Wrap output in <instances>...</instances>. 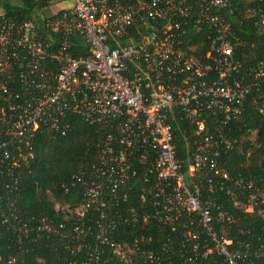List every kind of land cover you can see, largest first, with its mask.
<instances>
[{
  "label": "built area",
  "instance_id": "1",
  "mask_svg": "<svg viewBox=\"0 0 264 264\" xmlns=\"http://www.w3.org/2000/svg\"><path fill=\"white\" fill-rule=\"evenodd\" d=\"M29 1L41 7L28 19L0 8V172L15 185L12 173L32 157L30 140L40 124L58 129L68 113L103 127L88 172L69 178V185L82 187L79 204L53 205L65 216L97 214L91 224L74 223L66 236L68 264H134L136 253L146 264L262 258L264 243L234 244L219 234L216 224L233 216L213 214L215 198L200 191L203 183L208 192L228 195L240 186L247 194L236 208L264 205L251 180L228 178L219 157L229 143L213 138L216 127L240 114L244 100L264 113L262 100L247 98L251 79L264 78V56L237 72L217 13L228 0H197L196 7L185 0ZM201 22L210 30L204 62L179 48L181 26L198 29ZM78 42L86 54H74ZM135 182L143 186L140 205L107 213L108 203L124 201ZM139 221L167 229L156 246L150 235L131 243L110 238L117 225ZM39 228L50 229L41 221Z\"/></svg>",
  "mask_w": 264,
  "mask_h": 264
},
{
  "label": "trees",
  "instance_id": "2",
  "mask_svg": "<svg viewBox=\"0 0 264 264\" xmlns=\"http://www.w3.org/2000/svg\"><path fill=\"white\" fill-rule=\"evenodd\" d=\"M185 4L198 6L197 0H185ZM40 7L41 4L29 0H0L4 14L15 19L31 18L32 13ZM217 13L233 46L232 59L237 72L254 66L264 56V23H260L259 16L264 14V0H228V4L218 9ZM181 28L185 30L179 44L181 51L204 62L208 45L205 35L210 31L209 26L201 22L198 29L190 27V24ZM74 54H86L80 42L76 43ZM251 81L253 84L247 98L255 96L264 102V78ZM1 101L0 94V106ZM58 126V129H54L40 124L34 131L30 140L32 157L12 173L16 176L15 185L12 184L13 177L1 169L0 264H68L73 257L69 256L65 244L73 224L82 222L83 226L88 225L97 217L96 212L82 217L73 214L65 216L53 205L58 202L71 209L79 204L82 187L69 185V178L72 173L88 172L96 157V142L103 127L68 113L59 118ZM213 134L215 140H221L220 145L223 146V141L229 143V147L220 151L219 157L228 178L251 180L264 193V113L256 112L244 100L240 114L226 125L216 127ZM141 188L143 186L139 182L130 185L125 200L109 202L106 212L114 215L118 208L138 207ZM200 191L202 198H215L218 207L212 210L213 214L225 211L233 216L229 223L216 224L220 235L230 238L234 244L247 242L257 246L264 243V205L249 212H242L233 205L245 200L246 189L237 186L228 195L218 190L208 192L203 183ZM40 221L49 225L50 229H37ZM166 232L164 226L153 222L144 225L139 221L117 225L110 238L131 243L140 235H150V244L156 246L160 236ZM175 235V232L171 234L173 237ZM10 258H14V261L8 262ZM140 259L136 253L133 263L146 264ZM247 260L243 264H264V254L262 258L249 256ZM211 261L206 259L207 263ZM111 263L122 264L114 259Z\"/></svg>",
  "mask_w": 264,
  "mask_h": 264
},
{
  "label": "rangeland",
  "instance_id": "3",
  "mask_svg": "<svg viewBox=\"0 0 264 264\" xmlns=\"http://www.w3.org/2000/svg\"><path fill=\"white\" fill-rule=\"evenodd\" d=\"M65 3H68V2H66V1H64V2H62V4H65ZM58 7V6H57ZM51 8H55V5H51Z\"/></svg>",
  "mask_w": 264,
  "mask_h": 264
}]
</instances>
